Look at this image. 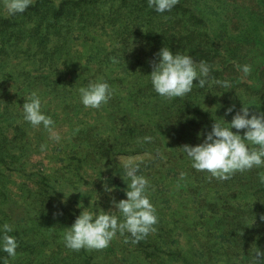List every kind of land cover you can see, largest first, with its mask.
I'll return each mask as SVG.
<instances>
[{"label":"trees","instance_id":"obj_1","mask_svg":"<svg viewBox=\"0 0 264 264\" xmlns=\"http://www.w3.org/2000/svg\"><path fill=\"white\" fill-rule=\"evenodd\" d=\"M216 9L220 19L231 24L226 38L222 29L216 35L218 46L213 45L207 24ZM1 10L0 152L12 144L14 153L7 159L2 152L0 161L4 165L15 162L27 165L28 179L18 178L19 182L41 186L37 199L33 200L37 202L33 207L36 214L29 219L33 225L15 227L10 235L17 238L18 249L28 248L32 255L37 252L36 258L42 256L40 245L50 239L54 245L49 258L60 260L57 264H102L93 260L95 251L90 253L83 248L74 251L60 241L66 227L72 225L84 207L115 211L111 200L124 199L127 184L115 175L110 176L111 185L105 187L104 196L108 194L109 200L87 199V182L98 165L141 154L149 143L154 145L155 162L165 157L169 160L170 132L188 134L199 129L202 123L208 124V120L201 122V117L211 114L203 102L210 94L217 99L216 114L213 113L208 124L210 128L218 119L230 121L242 106L249 107L250 114L263 112L264 62L257 75L258 87L245 88V98L237 93L236 85L230 84L229 91L234 95L231 101L228 88L211 82L203 88L194 86L185 97L162 98L152 90L147 75L152 70L154 54L166 46L173 52H185L197 60L207 61L212 67V77L233 82L239 74L236 62L244 57L248 45L264 47V0H179L165 13L149 8L147 0H34L22 14L7 16ZM240 13L247 26L238 29ZM129 27L134 28L133 33ZM130 41L131 51L128 50ZM228 57L237 60L229 62ZM126 58H131L128 65ZM129 68L133 75L127 73ZM99 78L111 85L113 96L100 109L85 108L79 102L78 88ZM125 80L130 82L128 89L132 88L128 96L120 91L126 85ZM33 91L39 94L43 110L62 132L59 143L50 141L43 127L33 128L23 120L21 107ZM230 105L235 106L233 113L222 116L221 112ZM143 109H148L151 115L156 112L164 116L147 121L141 116ZM126 123L127 128L123 129ZM156 131L160 132L153 135ZM161 132L164 134L158 136ZM145 136H151V141H146ZM263 169H251L244 180L239 177L233 186L249 194L245 196L246 205L262 214L264 183L260 182V175L264 174ZM54 180L72 183L71 192L77 195L74 206L66 208L60 196H54L60 192L58 189L44 188L53 186ZM233 213L232 220L223 215L219 223V235L223 238L231 236L228 226L238 216L236 208Z\"/></svg>","mask_w":264,"mask_h":264},{"label":"rangeland","instance_id":"obj_2","mask_svg":"<svg viewBox=\"0 0 264 264\" xmlns=\"http://www.w3.org/2000/svg\"><path fill=\"white\" fill-rule=\"evenodd\" d=\"M3 2L4 0H0V10L2 9L4 15L6 13L3 9ZM212 8L213 6L210 9L212 10ZM240 16H237L238 29L247 26V21L241 13ZM220 18L221 14L216 9L207 21L209 24L208 31H210L214 46L220 45L216 35L221 29L226 34L225 38L231 32V24L227 20L222 21ZM133 31L134 28L129 27V32L133 33ZM127 37L132 38L131 35ZM261 47L257 48L255 44L248 45L244 57L236 64H250L252 72L244 77L238 71L239 74L235 80L229 81L230 84L237 86L239 95L243 94L242 99L246 95L245 88L258 87L257 75L264 62V47ZM130 59L126 58L127 65ZM227 59L229 62L237 60L232 57ZM131 70L130 68L127 69V73L133 75ZM122 74H124L123 71H121ZM123 83L126 85L121 86L120 91L128 96V93L132 91L131 86L129 89L127 87L130 82L125 80ZM228 93V100H233L234 95L230 91ZM208 96V99H204L203 102L204 107L208 108L211 114L202 115L201 122L208 120V124H211V116L217 111V99L212 94ZM224 113L225 111L221 112L222 116ZM5 115L8 116V112ZM141 116L147 121L152 118L156 121L157 118L164 115L156 112L151 115L148 113V109H143ZM208 124L202 123L199 129L188 134L183 132V134L177 135L170 132L172 140L170 143V161L165 157L163 161L155 162L154 145L149 143L143 151L141 149L143 152L141 154L124 156L110 164L98 165L92 173V179L87 182L89 185L84 183L88 186L87 199L92 201L94 197L100 199L104 197V199L109 200L108 194L106 193V197L104 194L105 187L111 185L110 176L112 175L123 179L128 184L121 162L131 158L139 163L141 174L149 180L148 194L156 208L158 223L155 225V232L150 233L145 239L134 245L130 240L125 243L127 233L124 235L117 233L107 248L90 250V253L95 251L93 260L102 264H251L253 249L257 247L264 251V221L260 220L262 213L254 212L252 206L246 205L248 198L245 196H249V194L240 192L237 187L233 189V186L237 185L239 181L238 178L241 177L244 180L250 170L242 173L237 172L228 180L209 178L207 173L193 169L185 154L180 150L184 144L196 145L201 143L203 135L198 136V133L210 131L211 128ZM125 128H127V123L123 126V129ZM160 131H156L153 135ZM233 131L236 132L237 130L233 129ZM161 134L164 133L161 132L158 136ZM240 134L243 135V130H240ZM2 152H4L3 155L7 156V159H11L14 153L12 144L5 146ZM2 152H0V156L3 157ZM28 170L27 165H22L19 162L4 165L0 161V224L8 222L15 227L22 225L21 229L23 227L30 228L33 225L29 219L36 214L33 207L37 205V202H33V200L37 199L41 186L35 184L37 187L35 188L33 183L29 185L28 182L25 185L23 181L19 182L18 178L21 180L28 179ZM181 172L185 173L183 179L180 178ZM262 173H264V169ZM51 184L53 186L44 188L49 189V191L51 187L58 189L60 192L55 193L54 196H60L61 201L66 203V208L71 205L74 206L77 195L70 193L72 183H57L54 180ZM117 199L120 200L121 198L117 197ZM124 199H126L125 190ZM234 208L237 209L238 216L228 226L231 230V236H225L226 240L219 235L221 233L219 223L222 221L223 215L232 220ZM253 218L254 222L252 223ZM60 241L64 244L63 238ZM53 245L54 243L50 239L43 241L42 246L40 245L43 248L40 250L42 256L37 258V252L32 255L29 254L28 248L18 249L17 257L10 260V264H57V261L60 260L55 261V258H49ZM87 250L89 251V249ZM176 252L179 254L177 255ZM6 256L7 254L4 257Z\"/></svg>","mask_w":264,"mask_h":264},{"label":"clouds","instance_id":"obj_3","mask_svg":"<svg viewBox=\"0 0 264 264\" xmlns=\"http://www.w3.org/2000/svg\"><path fill=\"white\" fill-rule=\"evenodd\" d=\"M147 3L155 12L165 13L170 12L179 0H147ZM33 4L34 0H4L3 9L7 16H15L24 13ZM132 47L130 41L128 50L131 51ZM154 56L152 70L147 77L152 90L162 98L185 97L193 91L194 86L203 88L210 82L221 88L230 86L228 80L212 77V67L203 59L197 60L185 52H173L166 46L160 48ZM235 66L244 77L252 72L250 64L237 63ZM113 91L111 85L102 78L90 80L78 88L79 102L85 108L100 109L111 100ZM234 107H227L225 114L233 113ZM21 112L23 120L33 128L46 129L50 141L59 143L62 140V132L54 126L52 117L43 110L42 100L37 92L33 91L25 98ZM240 130H243V135ZM200 135H203L201 143L184 144L180 150L193 169L207 173L209 178L228 180L237 172L264 168V112L250 114L249 107L242 106L230 121L218 119L212 123L210 131L198 133ZM144 139L151 141L152 137L145 136ZM121 163L128 179L126 199L111 200L116 211L99 208L93 211L90 206L84 207L63 233L66 248L74 251L82 248L104 249L117 233H127L125 243L130 240L134 245L156 231L158 215L148 194V178L141 174L140 165L135 160L129 158ZM184 176L185 173L181 172L180 178L183 179ZM260 182L264 183V174L260 175ZM73 192L75 191L70 193ZM260 220L264 221V214L260 216ZM14 230L15 226L8 222L0 224V253L7 254L6 257L0 256V264H10V260L18 255V240L10 235ZM251 264H264V251L255 247Z\"/></svg>","mask_w":264,"mask_h":264}]
</instances>
